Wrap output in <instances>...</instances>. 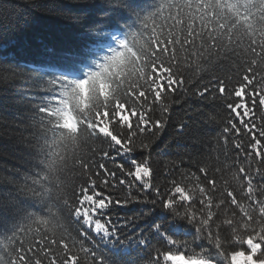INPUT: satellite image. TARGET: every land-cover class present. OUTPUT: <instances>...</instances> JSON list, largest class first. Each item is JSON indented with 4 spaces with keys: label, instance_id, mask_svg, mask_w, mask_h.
<instances>
[{
    "label": "trees",
    "instance_id": "16d2710c",
    "mask_svg": "<svg viewBox=\"0 0 264 264\" xmlns=\"http://www.w3.org/2000/svg\"><path fill=\"white\" fill-rule=\"evenodd\" d=\"M161 8H171L174 15L182 13L183 28L178 25L174 32V55L170 52L156 56L149 44L151 36L146 29ZM255 45L264 46V0H125L122 7L112 0H0V196L12 191L18 204L13 211L0 212V261L10 262L18 254L19 244L12 239L10 228L19 217H24L27 231L20 229L23 233L17 239H23L26 249L32 246L30 240L33 245L42 243L40 237L58 242L51 255L44 257V264L67 256L76 257L80 264H94L91 254L86 256L81 250L82 243L85 250L92 249L102 256L105 264H165L164 252L188 251L167 244L165 234L187 242L197 251L209 249L206 239L197 238L195 226L186 220H174L172 213L162 207L166 195L157 197L155 206L133 202L123 205L129 189L120 185L119 179L138 182L121 173L118 165L123 164L126 171L134 170L131 159H149L153 183L162 192L171 189L173 181L195 189L194 207L204 208L205 213L208 209L200 200L210 199L213 232L218 231L216 225L226 228L225 220H239L242 216L228 192L245 208L251 203L246 195L247 181L239 172L241 166L252 176L255 199H264V160L252 157L249 165L244 159L251 138L238 120L235 122L241 135L230 133L225 143L223 130L233 117L226 105L236 101L229 94L221 97L219 85L212 83L222 79L225 88L233 90L243 82L250 64L264 69L260 58L264 47L254 48ZM115 50L124 53L120 71L115 73L119 84L113 86L114 74L109 75L111 90L107 96L94 94L90 104L74 108L78 126L72 121L65 125L71 131L56 127L57 110L67 103L61 94L70 90L69 82L99 71L98 66ZM153 58L157 70L152 78L161 76V86L166 75L160 71L161 62L184 84L168 95H164L168 93L164 89L166 112L151 97L148 102L143 97L134 101L137 116L126 104L121 115H128L134 127L139 114L149 106L151 120L144 126V133L133 137L134 150L117 156L114 162L103 153L114 156L115 149L107 140L93 137L87 123L95 119V112L102 111L105 103L111 107L123 99L121 93L136 72L141 81L145 74L150 77ZM128 71L132 77L122 80L121 75L126 76ZM205 85L215 90L201 97L199 92ZM131 87L135 89L137 85L133 83ZM57 96L59 104L54 102ZM41 107L48 108L51 115H43ZM260 114L257 109V123H264L259 120ZM155 121H161L164 127L153 126ZM119 130L117 125L114 134ZM127 134L125 128L123 135ZM141 142L150 144V148L142 150ZM236 142L245 147L237 150ZM85 165H89L88 170ZM25 172L39 175L26 189L19 190L17 185L24 183ZM91 181H95V191L107 198L106 203L113 201L102 222L110 220V226L121 229V225L134 221L139 225L135 231L130 226L120 231V237H100L95 232L102 225L97 223L84 238L82 221L77 223L73 209L78 207L82 187H88L92 194ZM200 188L206 190L203 197ZM131 191L133 198H148L138 187ZM149 209L151 217L145 218L143 214ZM99 216V212L94 214V218ZM84 220H89L86 213ZM152 221L160 225L159 231L149 226ZM5 233L9 235L7 239L3 237ZM142 239L147 244L141 243ZM65 249L71 252L64 253Z\"/></svg>",
    "mask_w": 264,
    "mask_h": 264
},
{
    "label": "snow or ice",
    "instance_id": "6c2138e0",
    "mask_svg": "<svg viewBox=\"0 0 264 264\" xmlns=\"http://www.w3.org/2000/svg\"><path fill=\"white\" fill-rule=\"evenodd\" d=\"M125 0H112V3L123 6ZM179 12V9H177ZM151 26L149 24L146 29L149 31L151 39L149 41L150 46L153 47L154 53L158 56L161 53L168 54L175 52V36L174 32L179 25L181 30L183 28L182 23V13L180 15H174L171 8H161L155 13L151 18ZM158 46V48H157ZM121 47H124L123 42H121ZM254 48L264 47L261 45H255ZM92 51V47L88 49V53ZM124 55L123 52L115 50L112 55L107 56L103 64L98 66L99 71L89 72L84 79L70 81V90L64 91L61 95L66 98L67 103L64 107L57 110L55 119L58 121L56 127L64 129L66 131H71V128H66L65 116L71 114L72 121H75L77 126L79 121H76L74 114V108H83L84 105L78 103L77 89L80 84L87 82L91 77L100 73L104 69L110 67L114 62L120 60ZM256 56L257 53L253 52ZM261 60H264V52L260 54ZM73 61L72 63H74ZM135 64V59L132 61ZM160 71L166 73L163 76L165 84L161 86L159 81L161 76L156 75L157 64L152 63V75L149 77L145 74L143 81L140 80V73L136 72L135 77L128 82L127 88H125L121 95L123 99H118L115 101L113 106H109L107 103L104 104L103 110H97L95 112V119L87 123V127L90 129V134L93 137H98L99 139H104L109 142V146L115 149V155L110 156L107 151L103 155L107 158L112 159L114 162L117 156L125 155L131 153L134 149L131 146L133 144V137L137 133H144L147 129L146 125L149 124L151 117L148 115V111L151 110L150 106L148 110L142 111L135 123V127L131 122H129L128 115H121L125 111L126 104L130 105V110L133 116H137V106L134 101H139L141 97L144 98L145 102L149 101L151 97L152 101L159 103L164 112L168 111V108L163 104L164 95H168L176 91L177 87H182L184 81L177 78L171 73L170 68H165L163 62H161ZM139 67V66H137ZM135 70V69H133ZM128 77H132V72L128 71L127 75H121V79L127 81ZM243 82L239 84L233 90H228L224 86V81L222 79L215 80L212 83L218 84V91L221 97L225 94H229L230 97L235 98V103L229 102L226 107L233 114V117L228 120V126L224 128V140L225 143L228 142V134L235 133L236 136L241 135V128L237 126L235 121L238 120L239 124L242 125L244 132L250 136V141L246 145L249 149L245 153L244 159L251 163L252 157L260 158L264 160V123H257L256 110H260L259 120L264 122V69L254 68L251 64L249 68L245 70L242 77ZM230 82V81H229ZM111 83L113 86L119 84V81L115 79V74L111 78ZM135 83L137 87L132 89V84ZM175 86V87H174ZM168 90V93H164V89ZM215 89H210L205 85L204 91L199 92L201 97H204L206 93L213 91ZM146 93L148 95H146ZM93 96L89 99L88 103H91ZM55 103H60V96L55 98ZM87 109L85 108V111ZM40 111L43 115H51V112L46 107H41ZM127 118V119H125ZM247 118V119H245ZM107 125V128H105ZM110 125L112 127H110ZM119 125L120 130L116 131L114 134L113 129ZM158 129L164 127L161 121H155L154 125ZM128 130V134L123 135L124 129ZM119 137V138H118ZM123 141V142H122ZM119 148H116V146ZM235 148L241 150L245 147L244 144L240 142L235 143ZM140 148L142 150H147L150 148V144L141 142ZM95 163V161H92ZM134 170H125L123 164L118 165V169L126 177H131L138 184H134L133 180L119 179L120 185H127L129 189V197L126 198L122 203L127 205L130 202L133 203H143V204H157V197L167 196L166 199L162 201V207L169 210L173 219L176 221L186 220L188 224L195 226L196 236L199 239H206L208 244L211 246L209 249L200 248L197 251L194 247L189 245L187 242L181 243V241L174 239L173 237L164 235V239L167 244L174 247H183L187 249L186 252L173 253L171 251H166L163 253V260L165 264H264V199H255L256 189L252 183V176H250L245 167L241 166L239 172L242 174V178L247 181L246 195L251 202L247 208L238 203L236 196L232 192H228V196L232 197L231 203L240 208L242 216L239 220L230 219L225 220L223 224L227 227H222L221 225H216L218 231H212V217L214 213L211 211L212 202L210 199H201L200 204L205 205L208 209L205 213L204 208L194 207L196 200L194 199L192 193L195 189H187L176 181L172 182L171 189H166L165 192L161 191V188L155 186L152 180L153 169L150 165L149 159H143L137 161L136 159H131L130 161ZM43 168V165H40ZM86 170L89 169V165H85ZM100 168H105V165L100 164ZM107 171V169H105ZM200 171H205V169H200ZM39 173L33 174L31 172H25L23 175V184H18L19 190L26 189L30 183L34 182L35 176ZM115 177V173H110ZM199 178L197 177V180ZM8 183H15V181H7ZM212 183V181H209ZM90 187L93 189L92 194H89L88 187H82L80 189V198L78 199V207L73 209L74 214L77 216V223L81 224L83 229L84 238L87 239V233L93 231L96 224L102 225L98 232H95L100 237L116 238L120 237V231L125 228L133 227L134 231L139 225H136L134 221H128L121 225V229H116L114 226H110V220L102 219L107 215V209L109 205L113 203L110 199L106 203V197L102 193L95 191V181H91ZM138 187L141 192L146 193L148 198L141 199L139 196L133 198L132 188ZM199 192L201 196L206 195V190L200 188ZM155 193V196H152ZM264 195V193H262ZM191 201V203H189ZM116 203H121L116 201ZM187 204V207L185 205ZM18 208L17 198L12 193L8 191L6 194L0 196V212H10ZM183 208L184 211L181 212L180 209ZM257 211L259 215L257 216ZM99 212V218H94V214ZM197 212H199V218L197 217ZM85 213L89 217V220H84ZM145 218L151 217V209L144 213ZM219 219V217H217ZM214 224L215 221H212ZM154 230L159 231L160 225L155 224L152 221L149 225ZM20 229L27 231L24 217H19L18 222H14L10 228L12 239L19 244V250L16 258L8 261H0V264H44V257L50 256L54 251L53 246L58 245L56 240L47 241L43 237H40L42 243L33 245L32 241L30 243L32 246L25 248L23 239H17V236H21L23 232ZM206 233V235L204 234ZM143 233L140 236L143 237ZM8 234H3L5 239L8 238ZM141 243L147 244L146 239H142ZM81 250L85 251V255L91 254L92 261L94 264H105L102 256H97V254L92 249L85 250L83 248V243L81 244ZM13 251H17L14 247ZM64 253L71 252V249L63 250ZM49 264H80L79 259L74 256H67L66 258L60 259H50ZM157 264L159 262L157 261Z\"/></svg>",
    "mask_w": 264,
    "mask_h": 264
},
{
    "label": "clouds",
    "instance_id": "9594fccd",
    "mask_svg": "<svg viewBox=\"0 0 264 264\" xmlns=\"http://www.w3.org/2000/svg\"><path fill=\"white\" fill-rule=\"evenodd\" d=\"M120 68V60H117L110 67L91 77L87 82L80 84L77 89L78 103L86 105L94 94L100 97L107 96L111 90L108 77L118 73ZM65 122L69 124L72 122L71 114L65 116Z\"/></svg>",
    "mask_w": 264,
    "mask_h": 264
}]
</instances>
